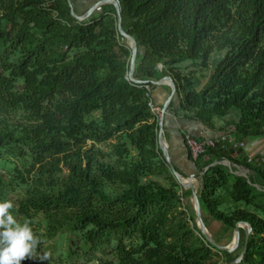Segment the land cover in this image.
I'll return each instance as SVG.
<instances>
[{"label":"trees","instance_id":"16d2710c","mask_svg":"<svg viewBox=\"0 0 264 264\" xmlns=\"http://www.w3.org/2000/svg\"><path fill=\"white\" fill-rule=\"evenodd\" d=\"M117 1L144 84L127 77L113 5L81 22L70 0H0V201L41 241L24 264H51L53 242L55 264H228L243 251H218L197 227L160 146L154 83L173 78L186 117L264 138V0ZM194 163L211 233L250 223L240 264H264V156L221 142Z\"/></svg>","mask_w":264,"mask_h":264},{"label":"crops","instance_id":"0c3cea01","mask_svg":"<svg viewBox=\"0 0 264 264\" xmlns=\"http://www.w3.org/2000/svg\"><path fill=\"white\" fill-rule=\"evenodd\" d=\"M76 8V12L82 16L92 5L100 0H71ZM96 13V12H95ZM170 88V89H169ZM171 95V87L168 85H155L153 98L155 103L165 109L169 103ZM173 107L169 105L168 112L165 118V132L164 140L169 148L172 160L176 166L177 171L182 177L199 179V171L190 156L189 149L186 143V136L190 135L197 140H217L222 138L226 133L221 131L225 124V119H215V127L213 130L202 122L186 117L180 111V102L178 98L170 102ZM162 118V115H161ZM250 151L246 155L252 159L264 156V138H259L247 142ZM192 205V204H191ZM193 207V206H192Z\"/></svg>","mask_w":264,"mask_h":264},{"label":"water","instance_id":"95a60500","mask_svg":"<svg viewBox=\"0 0 264 264\" xmlns=\"http://www.w3.org/2000/svg\"><path fill=\"white\" fill-rule=\"evenodd\" d=\"M70 2L72 5V8H73L74 17H76L81 22L88 20L103 5L110 4V5H113L115 7L116 12H117V18H118L119 32L127 40L128 45L131 49V52H133V57H131V63H130V71H129L127 77L131 82H135L138 84H144V82L139 81L135 78V73L137 70V63H138V57H139L140 50H139V46H138V41L133 36H130L128 33H126L123 29V26H122L123 19H122L121 7H120L119 2L117 0H100V1L96 2L94 5H92L90 7V9L82 16H80L76 12V8H75L74 3L71 0H70ZM154 84L155 85H168L171 87V95L169 97L170 100H169V103L166 105L165 109L163 110V115L161 118L160 146H161L162 151L164 152L165 158H166L174 176L176 177L178 182L183 187V190H185L186 192L191 191V196L189 198V201L192 204L193 209L195 211V221H196L197 227L199 228L202 235L206 238V240L212 246H214L215 249H217L218 251L228 252V253H233L239 248V245L241 242V236H242V228H244L245 233H246V242H245V248L243 250V253L241 254V256L238 259L233 260L230 263H228V264H240L244 261L246 255L248 253L249 241L251 238V234L253 232V227L250 223L239 222L235 228V235H233L232 241L227 245H223L219 241H217L215 236L210 232L209 228L207 227V225L204 221L202 205H201V202H200L199 197H198V193H199V190L201 187L200 180L197 178H185V177H182L180 175V173L177 171L176 166L172 160L169 148H168V146L164 140L165 118H166L167 112L169 111L168 108H169L170 102L174 99V97L177 93L176 84H175L173 78L170 76L165 77L161 81L155 82ZM218 164L224 165L228 168H231V165L229 162L215 163L213 166H216ZM237 175L249 178V175L247 172L246 173L240 172Z\"/></svg>","mask_w":264,"mask_h":264},{"label":"clouds","instance_id":"9594fccd","mask_svg":"<svg viewBox=\"0 0 264 264\" xmlns=\"http://www.w3.org/2000/svg\"><path fill=\"white\" fill-rule=\"evenodd\" d=\"M11 200L0 201V264H24L41 243L30 221L21 223Z\"/></svg>","mask_w":264,"mask_h":264},{"label":"built area","instance_id":"2783aa9c","mask_svg":"<svg viewBox=\"0 0 264 264\" xmlns=\"http://www.w3.org/2000/svg\"><path fill=\"white\" fill-rule=\"evenodd\" d=\"M160 67L163 68V66H160ZM152 107H153L154 112L161 113V109L159 110L153 104H152ZM186 141H187V146L190 151V156L193 159V161H197L200 157H202L205 154L206 150L210 148H215L221 142L225 144H229V146L233 150H241L245 153H248L250 151L249 144L247 143V141L239 142L236 140L235 137H232L229 135H224L222 138L217 139V140H203V141L195 140L194 138L188 135L186 137Z\"/></svg>","mask_w":264,"mask_h":264},{"label":"rangeland","instance_id":"374dc122","mask_svg":"<svg viewBox=\"0 0 264 264\" xmlns=\"http://www.w3.org/2000/svg\"><path fill=\"white\" fill-rule=\"evenodd\" d=\"M216 54L213 55L212 57V62L214 65L217 64L216 62ZM185 65H188V64H185ZM159 110L161 109V115H163V110L162 108H158ZM188 136V135H187ZM186 136V137H187ZM241 172H244L246 173V171H241ZM195 214V213H194ZM217 222V221H216ZM211 228H212V233L213 235L215 236L216 239H218V241L223 244V245H227L229 244L232 239H233V235H235V229H225L224 225L220 224V222H212L211 223ZM211 232V231H210ZM243 233H242V236H241V242H240V245H239V248L240 250H244L243 248V242H242V239H244L243 237ZM61 249L59 248L58 245H56L54 242L52 244V246H50L47 254H46V257L48 258V260L50 261L51 264H55L56 261L58 260V257L60 255V251ZM236 257V254H233L232 258H235Z\"/></svg>","mask_w":264,"mask_h":264},{"label":"bare ground","instance_id":"6f19581e","mask_svg":"<svg viewBox=\"0 0 264 264\" xmlns=\"http://www.w3.org/2000/svg\"><path fill=\"white\" fill-rule=\"evenodd\" d=\"M93 16V15H92Z\"/></svg>","mask_w":264,"mask_h":264}]
</instances>
